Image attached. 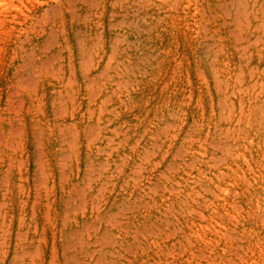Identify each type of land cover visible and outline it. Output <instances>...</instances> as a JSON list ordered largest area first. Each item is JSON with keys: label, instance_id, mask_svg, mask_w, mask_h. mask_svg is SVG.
Listing matches in <instances>:
<instances>
[{"label": "rangeland", "instance_id": "374dc122", "mask_svg": "<svg viewBox=\"0 0 264 264\" xmlns=\"http://www.w3.org/2000/svg\"><path fill=\"white\" fill-rule=\"evenodd\" d=\"M0 264H264V0H0Z\"/></svg>", "mask_w": 264, "mask_h": 264}]
</instances>
